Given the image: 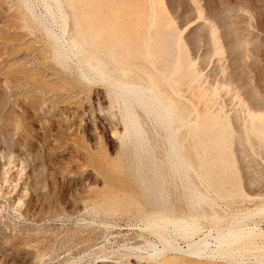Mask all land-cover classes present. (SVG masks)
I'll use <instances>...</instances> for the list:
<instances>
[{
  "label": "rangeland",
  "instance_id": "rangeland-1",
  "mask_svg": "<svg viewBox=\"0 0 264 264\" xmlns=\"http://www.w3.org/2000/svg\"><path fill=\"white\" fill-rule=\"evenodd\" d=\"M160 263L264 264V0H0V264Z\"/></svg>",
  "mask_w": 264,
  "mask_h": 264
},
{
  "label": "bare ground",
  "instance_id": "bare-ground-1",
  "mask_svg": "<svg viewBox=\"0 0 264 264\" xmlns=\"http://www.w3.org/2000/svg\"><path fill=\"white\" fill-rule=\"evenodd\" d=\"M223 10V9H222ZM224 12V11H223ZM226 14V13H225ZM229 25V24H228ZM198 29V28H197ZM233 31H230V34L232 33ZM234 35V34H233ZM232 36V35H231ZM235 43V42H234ZM241 57V56H240ZM238 60H240V59H238ZM254 61H252L251 63H253ZM255 63V62H254ZM115 66V65H114ZM113 66V67H114ZM103 69V68H102ZM121 70V69H120ZM98 71V70H97ZM99 72V71H98ZM115 72V71H114ZM105 74H106V72H104ZM102 74V73H101ZM103 77H105V76H103ZM109 79V78H108ZM124 79V78H123ZM110 81H111V79H110ZM120 83V82H119ZM112 84V83H111ZM111 88V87H110ZM115 88V87H114ZM123 89V88H122ZM123 90H125V91H127L128 93H131V92H133V91H131L132 89H129V88H125V89H123ZM112 91V90H111ZM113 92V91H112ZM118 94V93H117ZM122 97H124V96H122ZM125 98V97H124ZM125 101V100H124ZM174 106V105H173ZM175 107V106H174ZM131 108V107H130ZM169 108H171V107H169ZM131 112V111H130ZM128 114H129V110H128V112H127ZM168 113V112H167ZM171 116V115H170ZM172 117V116H171ZM129 119V118H128ZM171 119V118H170ZM172 119H173V117H172ZM171 119V120H172ZM130 123H131V125L134 127V126H136L137 125V121H136V118L134 117V116H132V118H131V120H130ZM131 126V127H132ZM230 230L232 231L233 229H231L230 228ZM252 230V229H251ZM254 230V229H253ZM236 231V230H235ZM249 231H250V229H249ZM241 232H244V230H241V231H238L237 230V233L236 232H229L226 236L227 237H224L223 235L221 236V234H220V236H216L217 238H216V240H217V242H216V245L217 246H221V245H224V244H229L232 240H231V238L233 237L234 238V241H236L235 240V238L236 239H241L242 237L244 238V239H246V238H250V236L251 235H249V234H246L245 236H243V234L241 233ZM252 232H254V231H252ZM241 233V234H240ZM219 234V233H218ZM223 234V233H222ZM244 234H245V232H244ZM258 235H259V233H257ZM260 234H262V233H260ZM252 236H254V234L252 235ZM162 240H163V244H164V246H165V249L166 248H171L172 246H171V243H170V241H169V239H167L164 235H162ZM213 239H215V237L213 238ZM242 240V239H241ZM233 241V242H234ZM233 242H231V243H233ZM197 243V242H196ZM194 244V243H193ZM230 245V244H229ZM228 245V246H229ZM208 246H209V243L207 244V242H206V237L204 238V240H201L200 239V241L195 245L194 244V249H188L190 252V256L193 254V255H196V257L198 258V256H201V255H203V254H207L208 252H207V250H208ZM216 246V247H217ZM173 248V247H172ZM171 248V249H172ZM189 248H190V246H189ZM168 250V249H167ZM167 250H165V251H167ZM175 250V249H174ZM187 250V251H188ZM161 252H164V249L161 251ZM187 253V252H186ZM201 258V257H200ZM164 263H166V262H164ZM161 264V263H160ZM163 264V263H162ZM168 264V263H167Z\"/></svg>",
  "mask_w": 264,
  "mask_h": 264
}]
</instances>
